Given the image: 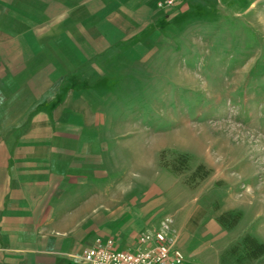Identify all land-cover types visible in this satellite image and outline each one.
I'll use <instances>...</instances> for the list:
<instances>
[{"label":"rangeland","instance_id":"rangeland-1","mask_svg":"<svg viewBox=\"0 0 264 264\" xmlns=\"http://www.w3.org/2000/svg\"><path fill=\"white\" fill-rule=\"evenodd\" d=\"M168 22L96 72L105 182L158 202L139 232L173 237L193 264H264L243 254L246 234L264 242V0H192ZM223 213L241 217L227 228Z\"/></svg>","mask_w":264,"mask_h":264},{"label":"crops","instance_id":"crops-1","mask_svg":"<svg viewBox=\"0 0 264 264\" xmlns=\"http://www.w3.org/2000/svg\"><path fill=\"white\" fill-rule=\"evenodd\" d=\"M158 2L0 0V264H85L97 237L138 246L160 204L111 193L129 184L105 182L111 150L92 88L109 56L127 61L192 0Z\"/></svg>","mask_w":264,"mask_h":264},{"label":"built area","instance_id":"built-area-1","mask_svg":"<svg viewBox=\"0 0 264 264\" xmlns=\"http://www.w3.org/2000/svg\"><path fill=\"white\" fill-rule=\"evenodd\" d=\"M188 0H159L164 9L181 7ZM85 264H191L176 245V239L164 232L141 233L138 246L119 248L112 237H97L83 252Z\"/></svg>","mask_w":264,"mask_h":264},{"label":"trees","instance_id":"trees-1","mask_svg":"<svg viewBox=\"0 0 264 264\" xmlns=\"http://www.w3.org/2000/svg\"><path fill=\"white\" fill-rule=\"evenodd\" d=\"M182 158L184 160L181 159V162L186 163V155H184ZM202 169L203 165H199L194 171V174H203ZM206 174L207 173H204L202 176ZM240 217V213H223L219 216L218 220L223 226L231 228L238 223ZM243 254L248 260H254L262 257L264 255V242L259 241L254 235L246 234L243 237Z\"/></svg>","mask_w":264,"mask_h":264}]
</instances>
